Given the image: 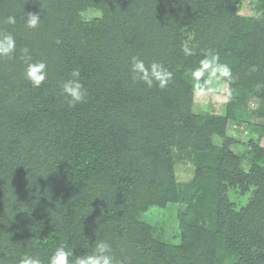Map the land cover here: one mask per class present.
Here are the masks:
<instances>
[{
	"label": "trees",
	"instance_id": "1",
	"mask_svg": "<svg viewBox=\"0 0 264 264\" xmlns=\"http://www.w3.org/2000/svg\"><path fill=\"white\" fill-rule=\"evenodd\" d=\"M0 34L16 45L0 58V264H49L60 245L75 264L102 241L114 264H264V0H0ZM25 48L47 65L39 88ZM133 57L162 64L167 87L134 81ZM213 57L231 76L197 79ZM74 70L87 97L70 107ZM211 78L223 110L195 112ZM169 202L178 244L139 219Z\"/></svg>",
	"mask_w": 264,
	"mask_h": 264
},
{
	"label": "clouds",
	"instance_id": "2",
	"mask_svg": "<svg viewBox=\"0 0 264 264\" xmlns=\"http://www.w3.org/2000/svg\"><path fill=\"white\" fill-rule=\"evenodd\" d=\"M8 24H15L16 18L9 16ZM26 27L36 29L40 23V18L35 14H28L25 21ZM15 38L12 34H0V58H12L15 52ZM187 52V49H185ZM26 59L25 77L30 81L33 87L39 88L47 79V65L44 62H31V56L28 55L27 48L22 50ZM218 60V57H213L211 61L204 60L201 62L202 68L194 73V76L199 79L203 75V71L213 68V65ZM132 79L139 80L151 88L154 83L163 89L166 88L172 78L169 72L162 64L152 62L146 65L145 62L137 57L132 58L131 64ZM219 73L222 77H230L231 70L228 65H218L213 68L212 75ZM71 78L64 81L61 85L63 94L68 98L70 107L86 101L87 92L84 85L81 83V73L79 70H74L70 74ZM40 177V176H38ZM112 249L106 242H100L95 245V250L90 255L75 257V264H114V258L111 255ZM74 257V252L67 250L64 245L56 248L53 255L49 258V264H70V258ZM19 264H42L39 257L25 256L20 259Z\"/></svg>",
	"mask_w": 264,
	"mask_h": 264
},
{
	"label": "rangeland",
	"instance_id": "3",
	"mask_svg": "<svg viewBox=\"0 0 264 264\" xmlns=\"http://www.w3.org/2000/svg\"><path fill=\"white\" fill-rule=\"evenodd\" d=\"M247 7H244V10ZM242 9L241 11L244 12ZM87 12V13H86ZM85 12L87 18L100 15L95 9H88ZM227 83L211 78L210 88L207 92L197 91L194 98L193 109L195 112H214L221 113L225 101ZM231 129L229 126L228 131ZM232 133V132H231ZM234 135H236L233 131ZM178 179L189 181L192 177L190 169L181 168L177 172ZM178 203L169 202L165 207L149 206L145 212L139 214V219L152 226L157 238L167 240L173 244L180 242V230L178 226L177 211Z\"/></svg>",
	"mask_w": 264,
	"mask_h": 264
}]
</instances>
